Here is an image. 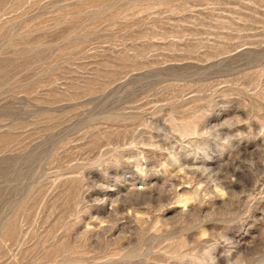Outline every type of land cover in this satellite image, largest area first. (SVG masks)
I'll list each match as a JSON object with an SVG mask.
<instances>
[{
	"label": "rangeland",
	"instance_id": "obj_1",
	"mask_svg": "<svg viewBox=\"0 0 264 264\" xmlns=\"http://www.w3.org/2000/svg\"><path fill=\"white\" fill-rule=\"evenodd\" d=\"M0 264H264V0H0Z\"/></svg>",
	"mask_w": 264,
	"mask_h": 264
}]
</instances>
